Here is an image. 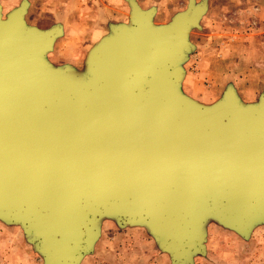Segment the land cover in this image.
Listing matches in <instances>:
<instances>
[{
  "label": "water",
  "instance_id": "95a60500",
  "mask_svg": "<svg viewBox=\"0 0 264 264\" xmlns=\"http://www.w3.org/2000/svg\"><path fill=\"white\" fill-rule=\"evenodd\" d=\"M128 2L130 25L109 24L84 73L48 60L60 26L0 5V221L44 264H81L106 219L145 228L171 264L205 255L212 219L245 240L264 223V92L191 99L181 63L207 0L163 26Z\"/></svg>",
  "mask_w": 264,
  "mask_h": 264
},
{
  "label": "rangeland",
  "instance_id": "374dc122",
  "mask_svg": "<svg viewBox=\"0 0 264 264\" xmlns=\"http://www.w3.org/2000/svg\"><path fill=\"white\" fill-rule=\"evenodd\" d=\"M25 1L29 26L62 28L48 60L81 73L91 49L110 34L109 24L130 25L128 0H0L3 18ZM136 1L144 10L155 9L156 26L170 23L190 2ZM194 1L199 5L204 0ZM207 2L201 27L189 33L192 48L181 63L182 90L198 103L212 106L232 87L243 104H256L264 92V0ZM205 246V255L197 256L195 264H264V223L245 240L212 219L206 226ZM0 264H44V260L25 239L22 227L0 221ZM81 264H171V260L145 228H120L106 219L93 252Z\"/></svg>",
  "mask_w": 264,
  "mask_h": 264
}]
</instances>
